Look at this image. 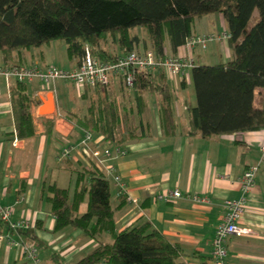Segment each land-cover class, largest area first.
<instances>
[{
  "label": "crops",
  "instance_id": "0c3cea01",
  "mask_svg": "<svg viewBox=\"0 0 264 264\" xmlns=\"http://www.w3.org/2000/svg\"><path fill=\"white\" fill-rule=\"evenodd\" d=\"M221 17V14L212 13L195 18L192 35L226 31V23ZM129 37L133 38L134 50L140 51L143 45L147 46L146 49L152 48L146 34L140 36L137 31L130 30ZM118 38V35H113V47L103 45L101 41V48L109 54H121L126 48ZM51 43L14 51L9 59L0 52V66H58L56 57L50 56ZM197 50L193 48L190 51L195 65L225 62L233 56L228 41H214L200 52ZM165 51L167 56L183 54V44L172 53L166 41ZM65 61V67H58L72 69L79 62L78 58L68 55ZM164 76L172 91L175 134L162 132L157 96L143 91L146 101L143 120L151 126L149 135L116 145L105 141L99 134H93V145L107 148L113 155L116 148L125 151L113 162L126 184L127 194L119 195L117 187L109 179L116 231L148 220L170 243L181 248V264H211V240L225 210L224 202L243 195L240 178L246 168L259 163L264 129L208 137L188 134L187 109L196 102L190 68L182 76L169 78L165 73ZM13 83L0 75V205L10 207L14 219L30 223L33 234L41 242L38 246L41 264H53L52 253L63 264H70L96 248L99 242L85 236L78 228L54 231L55 218L45 199L43 185L55 182L57 186L68 189L71 195L77 169L92 167L79 152H73L71 158L58 160L64 146L77 144L83 136L84 129L69 116L71 111H79L76 98L83 99L84 91L80 93L71 82L65 81H55L48 90L42 89L39 80L27 83V92L32 98L29 110L34 130L32 136L21 138L16 132L13 112ZM111 88L118 101L123 97L128 107L133 104L131 118L137 123L136 88L123 87L118 77L111 78ZM254 180V186L247 194L246 210L239 222L251 232L228 237L227 264H264V161L259 164ZM172 189H178L181 196L168 200L156 198V195ZM193 195L198 199H193ZM86 210L85 198L77 211L82 214ZM5 235L18 238L0 220V236ZM101 238L109 240L107 235ZM0 264H25L16 248L6 249L4 239H0Z\"/></svg>",
  "mask_w": 264,
  "mask_h": 264
},
{
  "label": "trees",
  "instance_id": "16d2710c",
  "mask_svg": "<svg viewBox=\"0 0 264 264\" xmlns=\"http://www.w3.org/2000/svg\"><path fill=\"white\" fill-rule=\"evenodd\" d=\"M254 9L258 16L248 28ZM212 13L221 14L225 20L233 56L225 62L190 67L196 102L187 109L188 134L208 137L264 129V0H0V52L9 59L14 51L61 39L70 58L79 61L87 45L94 57L109 61L117 55L101 48L105 36L118 35L120 44L132 50L129 31L141 26L153 51L164 58L166 41L175 53L192 35L194 19ZM118 78L123 87L137 90L138 122L131 118L133 104L128 107L123 97L116 99L110 80L104 86L85 88V110L71 111L69 116L77 126L116 145L147 137L151 126L143 120L146 91L157 96L162 132L175 134L172 91L162 68L136 71L132 87ZM11 97L17 135L32 136V98L27 82L14 81ZM76 172L71 195L55 182L43 185L55 218L54 231L78 228L99 242L70 264H181V248L170 243L150 221L116 231L111 182L103 171L92 165ZM85 198L87 210L79 214L78 205ZM20 234L37 247L41 244L32 227L20 230ZM103 235L109 240H103ZM51 259L53 264H63L55 253Z\"/></svg>",
  "mask_w": 264,
  "mask_h": 264
},
{
  "label": "built area",
  "instance_id": "2783aa9c",
  "mask_svg": "<svg viewBox=\"0 0 264 264\" xmlns=\"http://www.w3.org/2000/svg\"><path fill=\"white\" fill-rule=\"evenodd\" d=\"M229 34L224 31L220 34L205 33L191 35L183 44V54L169 55L160 58L153 49L144 51L126 50L118 54L109 61L99 60L92 55L89 47L84 46V53L79 59L78 64L72 69H65L55 65L40 67L38 65L4 64L0 66V75L8 81H19L30 83L39 80L42 89L48 90L55 81L71 82L77 90L82 93L86 87L95 88L108 84L112 77H121L127 87H132L136 79L138 70H156L162 68L167 77H177L185 74L194 62L190 57L193 48L205 49L214 41H227ZM93 134L84 131L81 140L77 144H67L61 150L58 160L71 158L73 152L82 154L91 165L98 167L109 177L117 187L119 195L127 194V187L113 160L117 156H122L125 151L116 148L113 155L107 148L100 149L94 145ZM261 157L257 165L246 168L240 178V185L243 195L235 199H226L224 202L225 210L216 225L213 238L211 240V264H227L226 240L230 236H242L251 232V229L240 225V219L247 207V194L254 186V177L259 168V164L264 161V144L260 147ZM178 189L168 190L156 195L158 200H168L180 197ZM193 199H198L196 195ZM135 201L134 198L131 199ZM0 220L4 222L8 229L17 234L14 239L9 235L0 236L6 243V249L16 248L19 256L25 264H41L38 254V247L34 242L24 239L20 230H25L30 226L27 220H17L12 217V210L8 206L0 205Z\"/></svg>",
  "mask_w": 264,
  "mask_h": 264
},
{
  "label": "rangeland",
  "instance_id": "374dc122",
  "mask_svg": "<svg viewBox=\"0 0 264 264\" xmlns=\"http://www.w3.org/2000/svg\"><path fill=\"white\" fill-rule=\"evenodd\" d=\"M258 16V12H257V9H254L253 13H252V16L248 22V28L251 27L255 21H256V18ZM221 19L224 21L225 23V20L223 17H221ZM132 32L134 31H137L138 34L140 36H144L146 34L147 36V32H146V29L144 27H141V26H135L133 28L130 29ZM113 40V35H106L105 38L102 40V43L103 45H109L110 47H113V44H114V41ZM47 45V44H46ZM140 51L142 50V48L144 50H147V46L143 45V47H140ZM152 49V48H151ZM195 49H198L197 52L203 50V49H200V48H195ZM50 50L52 51L50 53V56L52 57H56L55 58V64H57L58 66H61V67H65L67 65L65 59L67 58V50H66V43L64 40H54L52 41L51 43V46H50ZM142 50V51H144ZM258 97H259V93L256 94V101L258 102ZM76 104L78 106V109L79 111H84V107L86 106L87 104V100L86 99H81L80 97H77L76 98ZM81 106V107H80Z\"/></svg>",
  "mask_w": 264,
  "mask_h": 264
}]
</instances>
